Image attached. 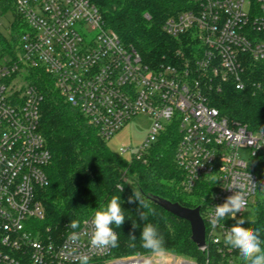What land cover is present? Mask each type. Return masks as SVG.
<instances>
[{
    "label": "built area",
    "instance_id": "2783aa9c",
    "mask_svg": "<svg viewBox=\"0 0 264 264\" xmlns=\"http://www.w3.org/2000/svg\"><path fill=\"white\" fill-rule=\"evenodd\" d=\"M180 1L183 10L166 20L163 31L195 39L197 47L183 67L153 68L106 27L90 0H0V8L11 10L23 27L14 54L0 56V264H78L80 254L89 263L113 257V248L90 246L91 219L76 231L77 245L68 240L70 233L57 242L34 231L33 222L45 218L37 194L48 185L52 156L40 132L43 97L28 81L31 70L49 74L65 101L106 141L137 116L151 118L133 161L146 163L161 134L178 125L181 188L191 194L206 184L213 190L203 217L202 251L207 239L221 245L229 229L224 222L233 220L210 223L214 207L234 194L229 187L242 183L247 191V206L237 219L264 193V132L231 122L211 104L212 94L227 86L246 91L251 66L264 68V0ZM129 152L121 148L117 154L127 158ZM133 260L143 259L109 264Z\"/></svg>",
    "mask_w": 264,
    "mask_h": 264
},
{
    "label": "trees",
    "instance_id": "16d2710c",
    "mask_svg": "<svg viewBox=\"0 0 264 264\" xmlns=\"http://www.w3.org/2000/svg\"><path fill=\"white\" fill-rule=\"evenodd\" d=\"M100 11L107 28L114 31L128 46L135 49L145 64L157 68L165 65L183 67L192 59L197 47L195 39H175L163 31L166 20L183 10L180 0H90ZM23 27L20 21L12 27V41L0 34V56L14 53ZM249 86L244 92L227 86L212 94V106L231 122L254 132H264V68L251 66ZM29 83L42 95L40 132L52 159L46 169L48 185L38 191L45 218L34 221V231L46 241L60 242L67 234L78 231L83 223L104 207L113 195L120 196L125 222L120 228L113 225L119 246L113 248L117 260L149 257V250L141 247V232L146 223L157 226L164 237L166 254L193 260L197 264H242L239 252L230 246L209 243L202 251L192 241L191 226L162 208L156 200L179 204L187 209L201 208L204 217L212 201L213 190L206 184L189 194L183 191V172L176 163L181 141L177 124H170L151 149L146 163L127 160L112 152L89 121L73 109L55 86L54 79L43 70H31ZM122 188V191L120 190ZM133 189L142 192L155 210L148 220L139 217V203H128ZM142 210V209H140ZM243 227L260 230L264 240V193L243 216ZM78 220L77 229L70 221ZM249 220V222H247ZM135 222L138 227L133 229ZM231 228L235 220H225ZM136 237V247H129V235ZM95 260L89 264H105Z\"/></svg>",
    "mask_w": 264,
    "mask_h": 264
},
{
    "label": "clouds",
    "instance_id": "9594fccd",
    "mask_svg": "<svg viewBox=\"0 0 264 264\" xmlns=\"http://www.w3.org/2000/svg\"><path fill=\"white\" fill-rule=\"evenodd\" d=\"M214 180L215 177H212ZM250 179V177H249ZM251 182V179H250ZM251 185H256L251 182ZM229 189H235L234 194L229 195L223 204L214 207V213L210 217V223L215 227L219 221L230 217L235 220V224L226 229L224 233V243L233 249L238 250L242 264H264V240L261 239L260 230L251 227H243L246 223L245 218L237 219V213L243 212L247 206V191L242 183H234ZM122 191V188L120 189ZM120 196L113 195L108 203L97 210L91 221L90 246L96 249L116 248L119 246V237L113 229L120 228L125 222L124 210L121 207ZM139 203V217L142 221L148 220L149 215H155V210L144 198L139 190L133 189V195L128 198V203ZM249 222V220H247ZM80 226L78 220L70 221V227L77 229ZM133 229L138 225L133 222ZM129 247L135 248L136 237L134 234L129 235ZM141 247L149 250L151 256L163 258L166 255L164 246V237L159 233L157 226L152 223H146L141 232ZM72 245H77L80 241V233L73 231L68 236ZM69 255L72 254L70 251ZM89 256L80 254L78 264H89ZM151 264V257L146 261Z\"/></svg>",
    "mask_w": 264,
    "mask_h": 264
},
{
    "label": "rangeland",
    "instance_id": "374dc122",
    "mask_svg": "<svg viewBox=\"0 0 264 264\" xmlns=\"http://www.w3.org/2000/svg\"><path fill=\"white\" fill-rule=\"evenodd\" d=\"M16 23V17L11 10H4L0 8V34L4 36L9 42L12 41V35L14 30L12 27ZM153 121L151 118L143 115H139L134 118L128 125H126L120 132L115 134L109 141H107V145L109 149L118 153L121 148H128L130 152L127 155V160H132L131 154L133 151L137 150L139 146L146 140ZM229 218V217H228ZM151 257V264H183V263H194L197 262L193 260H188L184 258H179L176 256H172L170 254H166L163 258L149 256ZM149 257H133L125 259H138L141 258L143 260H148ZM117 260L115 258H111L105 261V264H109L110 262ZM187 261V262H186Z\"/></svg>",
    "mask_w": 264,
    "mask_h": 264
},
{
    "label": "water",
    "instance_id": "95a60500",
    "mask_svg": "<svg viewBox=\"0 0 264 264\" xmlns=\"http://www.w3.org/2000/svg\"><path fill=\"white\" fill-rule=\"evenodd\" d=\"M156 203L169 214L188 222L191 226L193 243L199 249L206 247V225L201 215L200 207L196 209H187L179 204H173L165 200H156Z\"/></svg>",
    "mask_w": 264,
    "mask_h": 264
},
{
    "label": "bare ground",
    "instance_id": "6f19581e",
    "mask_svg": "<svg viewBox=\"0 0 264 264\" xmlns=\"http://www.w3.org/2000/svg\"><path fill=\"white\" fill-rule=\"evenodd\" d=\"M147 261V260H146ZM145 260H139V261H129V262H121L119 264H146ZM183 264H188V263H183Z\"/></svg>",
    "mask_w": 264,
    "mask_h": 264
}]
</instances>
